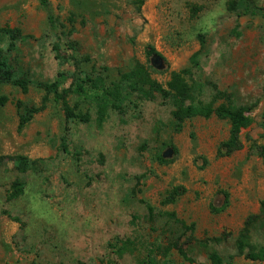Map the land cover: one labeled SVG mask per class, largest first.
<instances>
[{
    "label": "rangeland",
    "instance_id": "obj_1",
    "mask_svg": "<svg viewBox=\"0 0 264 264\" xmlns=\"http://www.w3.org/2000/svg\"><path fill=\"white\" fill-rule=\"evenodd\" d=\"M50 1L62 21L74 20L71 40L91 78L116 81L141 64L167 88L173 72L191 70L188 80L203 89L206 102L223 92L253 123L241 133L242 148L222 156L227 121L195 118L177 132L173 106L159 96L132 97L100 124L95 99L80 108L89 122L75 123L51 95L46 110L21 131L18 103L41 106L45 93L35 85L27 94L3 87L0 96L8 101L0 104V156L44 162L26 175L12 164L0 172V264H137L150 252L170 264H213L212 254L233 264H264L248 258L264 248V165L256 150L264 145V20L230 12L232 0ZM255 2L264 7V0ZM2 27L33 37L13 57L28 80L52 83L61 72L75 71L72 61L60 66L56 60L39 0H0ZM151 48L161 57L149 56ZM63 53L74 54L68 47ZM67 101L74 107L72 95ZM16 180L26 191L10 203ZM179 186L186 194L164 206ZM146 204L165 216L150 222ZM127 239L137 251L120 257L110 245ZM175 243L187 260L169 249Z\"/></svg>",
    "mask_w": 264,
    "mask_h": 264
},
{
    "label": "trees",
    "instance_id": "obj_2",
    "mask_svg": "<svg viewBox=\"0 0 264 264\" xmlns=\"http://www.w3.org/2000/svg\"><path fill=\"white\" fill-rule=\"evenodd\" d=\"M39 3L41 9L47 15L48 31L55 38L53 52L55 53L56 60L59 61L60 66H64L72 61L75 71L70 75L61 72L52 83H33L25 78L23 70L18 69V65L13 61L14 55L20 51L21 46L27 44L33 37L24 34L21 28H0V91L5 86H13L20 88L24 94H27L30 86L35 85L45 93L41 106L18 103L20 111L19 129L21 131L31 123L36 115L46 110L51 95H54L55 102H62L64 105L67 121L75 123L89 122L88 114H83L80 108L85 101L95 99L100 124L106 120L110 112H122L127 103H133L131 101L132 97H136V99L142 101H150L159 96L162 100L168 101L173 106L171 115L175 131L181 132L184 125L195 118L210 119L216 117L227 121L230 125L229 138L226 142L222 143L220 155L228 156L242 148L241 133L252 125L253 120L247 115L246 108L235 105L227 94L218 92L214 99L206 102L203 89L196 84H191L188 80V76L192 75L191 70L173 72L167 88H164L152 79L146 67L141 64H137L130 72L122 74L120 79L116 81L108 82L107 78L98 76L91 78L82 69L81 63L78 62V60H81L77 56L78 49L75 46V42L71 40V37L75 33L74 20L70 19L69 23L62 21L55 15L50 0H39ZM195 9L198 12L201 8L194 7L192 10ZM228 10L237 13L238 17H259L264 20V7L258 5L255 0H241L240 3L232 0L228 5ZM66 47H68V51H72L74 54L67 56L66 53H63ZM148 55L161 57L154 48L149 50ZM195 59L193 60L194 62L196 61ZM69 78L72 80L70 88L60 91L61 86ZM70 95L76 99L74 107H71L67 101ZM220 99H224L225 102L218 105ZM7 101L6 97L0 96V104L2 106L6 105ZM62 149L65 153H68L65 137L62 138ZM256 150L264 165V145L257 146ZM160 161L163 164L171 163L163 160V158H160ZM43 162L42 160L30 159L24 155L0 156V172L5 166L12 164L16 172L20 175H26L30 172L40 171ZM25 191L26 183L16 180L10 186L7 201L11 203L20 199L24 196ZM186 192V189L182 186L175 187L167 193L162 204L164 206L174 205ZM146 207L150 222L154 221L156 216H165L157 214L156 209L150 204H146ZM5 213L8 215L7 212ZM166 215L173 219L176 218L174 213ZM11 218L16 222L21 221L19 218ZM176 221L186 230L194 231L195 229L194 225L188 227L185 223L179 220ZM250 224L251 222L247 226L249 227ZM242 235V238L246 240L248 237L247 233L244 231ZM110 248L120 257H123L127 253L135 254L137 251L135 242L130 239L125 241L120 240L116 245H110ZM173 248L177 249L184 259H188L184 250L177 243L173 244L169 249ZM248 258L253 261L264 262V248L259 253L248 256ZM210 260L213 264H233L231 260L225 261L218 254H212ZM137 264H170V262L166 260L161 263L150 252L145 258L139 260Z\"/></svg>",
    "mask_w": 264,
    "mask_h": 264
},
{
    "label": "water",
    "instance_id": "obj_3",
    "mask_svg": "<svg viewBox=\"0 0 264 264\" xmlns=\"http://www.w3.org/2000/svg\"><path fill=\"white\" fill-rule=\"evenodd\" d=\"M166 156H169V154H167Z\"/></svg>",
    "mask_w": 264,
    "mask_h": 264
}]
</instances>
